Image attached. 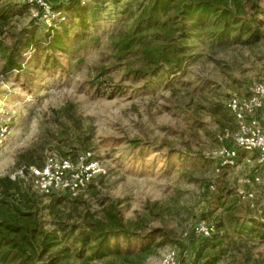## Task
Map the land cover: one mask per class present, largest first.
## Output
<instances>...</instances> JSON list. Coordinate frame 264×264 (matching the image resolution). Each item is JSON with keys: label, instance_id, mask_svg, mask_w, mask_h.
<instances>
[{"label": "rangeland", "instance_id": "374dc122", "mask_svg": "<svg viewBox=\"0 0 264 264\" xmlns=\"http://www.w3.org/2000/svg\"><path fill=\"white\" fill-rule=\"evenodd\" d=\"M141 1L145 0H84L85 23L71 19L61 50H50L47 26L32 17L25 0H0V8L11 11L8 22L0 24V43L21 47L23 39L32 37L40 44L19 72H4L0 53V125L10 130L0 152V199L5 196L2 182L23 188L18 180L24 181L21 171L28 165L22 157L31 154L37 165L48 154H59L57 141L67 137H59L61 123L67 122L60 116L71 109L70 140L74 125L90 139L86 147L74 144L81 149L69 157L90 149L106 175L76 198H42L39 216L44 228L53 230L58 222L80 224L89 214L100 218L103 209L116 202L125 222L142 220L143 233L161 231L141 264H159L169 249L179 254V264H200L193 253L201 239L191 230L202 216L210 222L233 217L240 227L244 224V231L255 226L250 222L264 224V171L258 172L260 183L250 186L247 181L255 173L252 158L247 163L244 154L235 166L221 167L218 156L233 146L223 138L225 131H236L227 100L245 97L249 86L264 79V36L253 45L190 39L181 72L133 80L126 73L137 67L135 61L118 59L113 43L133 30ZM254 1L264 10V0ZM119 89L121 93H115ZM257 117L264 129V108ZM240 191H253V202L243 199ZM258 235L264 236V230L232 236L239 249L230 248L218 264H264V238ZM140 245L135 239L118 241L119 248L134 253ZM64 247L70 249L66 264H88L77 256L73 239L56 250ZM114 264L125 263L117 259Z\"/></svg>", "mask_w": 264, "mask_h": 264}, {"label": "trees", "instance_id": "16d2710c", "mask_svg": "<svg viewBox=\"0 0 264 264\" xmlns=\"http://www.w3.org/2000/svg\"><path fill=\"white\" fill-rule=\"evenodd\" d=\"M26 5L32 9L31 5ZM83 5L85 3L82 0H58L51 5L50 11L54 18L45 29L50 50H61L62 44L69 38L67 24L71 19L77 18L81 24L85 23L86 11L82 8ZM137 9L139 16L133 30L113 43V51L118 59L129 57L128 59L135 61L137 67L130 68L126 73L133 80H151L162 75L172 77L181 72L190 54V39H205L217 45L230 41L253 45L264 36V20L261 19L264 10L254 0L245 3L242 0H145L138 4ZM9 13L11 11L0 8V24L8 22ZM23 40L21 47L13 45L12 48H7L0 43L4 72L21 71L28 64L31 54L37 52L39 42L34 43L32 37ZM106 74V71H102V75ZM115 93H121L120 89ZM60 118H67L69 123L73 122L71 109ZM67 122L61 123L58 130L60 138L67 136L57 141L59 154L63 157H69L74 151L86 147L90 139L74 125L75 130H71L74 140H70ZM79 153L70 158L74 159ZM244 154L241 152L239 156ZM22 162L37 167L44 164L36 165L31 154L22 157ZM21 181L18 180L23 185L21 189L19 185L9 181L2 182L5 196L0 199V264H45L42 263L44 259L46 264H66L70 249L64 247L58 251L56 248L72 239L78 245L77 256L84 258L88 264H114L117 259L125 264H141L152 252L155 234L161 233L160 230L141 232L142 220L125 222L118 207L119 203L116 202L108 204L100 218L84 215L80 224L69 226L58 222L55 229L48 231L40 221L39 214L43 209L40 200L49 195L40 196ZM95 182L87 188L93 189ZM222 197L219 196V199ZM201 218L208 219L205 216ZM214 223V234L197 244L193 253L195 263L218 264L228 256L230 248L239 249L233 243L232 236L241 238L245 232L252 235L257 230H264V224L250 222V226H255L244 231V224L240 227L241 223L233 220V217L226 221L218 219ZM230 228L233 229L232 233ZM260 237L264 238L262 235ZM120 239L125 243L139 240L141 248L137 253L121 249L118 246ZM245 261H250L249 253L245 255Z\"/></svg>", "mask_w": 264, "mask_h": 264}, {"label": "built area", "instance_id": "2783aa9c", "mask_svg": "<svg viewBox=\"0 0 264 264\" xmlns=\"http://www.w3.org/2000/svg\"><path fill=\"white\" fill-rule=\"evenodd\" d=\"M55 1L58 0H25V3L32 6V17L41 20L48 27L54 18L50 7ZM226 108L236 123V131L233 134L229 131L224 133L223 138L230 139L233 146L219 152L220 166H235L239 153H245L248 158L246 162L250 163L249 158H252L255 168V173L247 184L257 186L261 176L258 172L264 171V129L257 117V113L264 108V79L249 86L245 97L231 96L226 102ZM9 131L8 125H0V152ZM105 175V167L90 149L81 151L74 159L50 153L42 167L30 165L21 171L22 179L34 193L40 196L58 194L69 198L77 197L89 184ZM208 188L213 190L212 186ZM239 194L243 199L253 202V191H240ZM214 232V222L199 219L193 224L191 235L204 240L210 238ZM179 262L177 251L169 249L161 256L159 264Z\"/></svg>", "mask_w": 264, "mask_h": 264}]
</instances>
